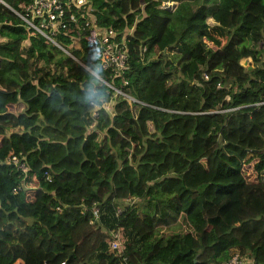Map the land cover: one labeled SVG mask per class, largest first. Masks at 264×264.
<instances>
[{"label": "trees", "instance_id": "16d2710c", "mask_svg": "<svg viewBox=\"0 0 264 264\" xmlns=\"http://www.w3.org/2000/svg\"><path fill=\"white\" fill-rule=\"evenodd\" d=\"M0 1V264H264V0H86L70 55Z\"/></svg>", "mask_w": 264, "mask_h": 264}, {"label": "built area", "instance_id": "2783aa9c", "mask_svg": "<svg viewBox=\"0 0 264 264\" xmlns=\"http://www.w3.org/2000/svg\"><path fill=\"white\" fill-rule=\"evenodd\" d=\"M1 2V1H0ZM86 0H29L26 5L23 14L14 12L18 18L25 24L28 29L38 33L52 43L55 47L70 55L66 49L59 45L55 41V35L58 28L66 25L65 20H74V12L80 13L81 17H85L88 14L89 9L81 10L80 6H83ZM74 7V9H72ZM85 24L92 28V36L99 45L98 55L103 58V62L112 67L114 75L121 71L125 67L126 54L124 50L118 49V45L113 43L111 38L114 37L113 30L110 28L101 29L97 28L93 19L85 21ZM113 89L114 94L122 95L117 89ZM125 97V95H123ZM128 101H134L130 97H126ZM110 103H103V107L107 110ZM12 162L17 169L24 172L26 167L24 163L19 162L14 156L7 159ZM93 215L97 217L96 208H92ZM121 229L110 232L109 237L106 239L108 251L114 255H120L124 248V239L122 238ZM125 257H121L120 262H125ZM237 258L234 256L227 264H238ZM60 264H63L61 262Z\"/></svg>", "mask_w": 264, "mask_h": 264}, {"label": "crops", "instance_id": "0c3cea01", "mask_svg": "<svg viewBox=\"0 0 264 264\" xmlns=\"http://www.w3.org/2000/svg\"><path fill=\"white\" fill-rule=\"evenodd\" d=\"M15 263H16V264H22V262H21V261H19V260H18V261H16Z\"/></svg>", "mask_w": 264, "mask_h": 264}, {"label": "rangeland", "instance_id": "374dc122", "mask_svg": "<svg viewBox=\"0 0 264 264\" xmlns=\"http://www.w3.org/2000/svg\"><path fill=\"white\" fill-rule=\"evenodd\" d=\"M214 41V40H213ZM215 42V41H214ZM218 45L220 44V43H217ZM122 238L124 239V236L122 235ZM14 264H16V263H14Z\"/></svg>", "mask_w": 264, "mask_h": 264}, {"label": "water", "instance_id": "95a60500", "mask_svg": "<svg viewBox=\"0 0 264 264\" xmlns=\"http://www.w3.org/2000/svg\"><path fill=\"white\" fill-rule=\"evenodd\" d=\"M101 61H103V58H101Z\"/></svg>", "mask_w": 264, "mask_h": 264}]
</instances>
